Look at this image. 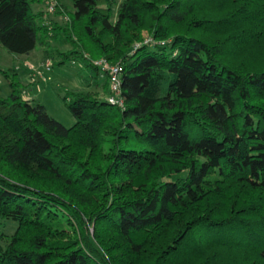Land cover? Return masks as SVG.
I'll return each mask as SVG.
<instances>
[{"label": "trees", "instance_id": "obj_1", "mask_svg": "<svg viewBox=\"0 0 264 264\" xmlns=\"http://www.w3.org/2000/svg\"><path fill=\"white\" fill-rule=\"evenodd\" d=\"M41 2L0 0V48L62 37L103 97L66 92L65 128L10 81L0 264H264V0H72L63 27Z\"/></svg>", "mask_w": 264, "mask_h": 264}, {"label": "rangeland", "instance_id": "obj_2", "mask_svg": "<svg viewBox=\"0 0 264 264\" xmlns=\"http://www.w3.org/2000/svg\"><path fill=\"white\" fill-rule=\"evenodd\" d=\"M110 1L112 2L110 22L114 23L119 5L123 0ZM62 3L63 8L60 12L47 15L44 19L48 21L52 18L51 23L63 27L73 9L72 0H62ZM37 5L38 3L31 5L33 12H36ZM70 48L71 46L64 42L62 37L47 40L46 47L37 46L28 55H11L0 48V99L9 97L11 94L10 81H13L18 84L24 100L43 106L47 115L63 127H72L74 119L63 101L66 92L88 91L97 97H103V93L100 88L94 86V82L97 81L98 83L100 81V75L98 74L95 80L94 72L84 66L83 62L74 60V62L68 61L63 64H56L57 53L68 52ZM44 50L48 51L50 57L45 61V63L49 62L50 69L48 71L43 70L42 66L45 63H41ZM30 65L42 73V77L36 79L33 83L31 72L27 68ZM16 227L17 223L14 221L0 220V235L12 236Z\"/></svg>", "mask_w": 264, "mask_h": 264}, {"label": "built area", "instance_id": "obj_3", "mask_svg": "<svg viewBox=\"0 0 264 264\" xmlns=\"http://www.w3.org/2000/svg\"><path fill=\"white\" fill-rule=\"evenodd\" d=\"M57 5V0H43V17L47 15H53L57 10ZM94 65L99 69L101 74L107 75L111 93V95L107 98L108 102L112 105L122 107V100L118 98L122 67L119 64L111 65L104 59L94 61ZM27 68L31 72L32 83L35 82L36 79L42 77L40 70L35 69L32 65L28 66ZM42 68L44 71H48L50 69L49 62L45 63Z\"/></svg>", "mask_w": 264, "mask_h": 264}, {"label": "crops", "instance_id": "obj_4", "mask_svg": "<svg viewBox=\"0 0 264 264\" xmlns=\"http://www.w3.org/2000/svg\"><path fill=\"white\" fill-rule=\"evenodd\" d=\"M58 2H59V4H60V6L63 8V3H62V0H58ZM37 10H36V12L35 13H38V12H44L43 11V2H41V3H38V5H37ZM44 18V17H43ZM47 18V17H46ZM52 19V18H51ZM51 19H49L48 21H50ZM40 63V62H39Z\"/></svg>", "mask_w": 264, "mask_h": 264}, {"label": "bare ground", "instance_id": "obj_5", "mask_svg": "<svg viewBox=\"0 0 264 264\" xmlns=\"http://www.w3.org/2000/svg\"><path fill=\"white\" fill-rule=\"evenodd\" d=\"M49 21H47V23H48ZM108 84V83H107ZM121 85V84H120ZM108 86V85H107ZM105 94V93H104ZM109 94V93H108ZM108 98V97H107ZM122 99V98H121ZM116 107V106H115Z\"/></svg>", "mask_w": 264, "mask_h": 264}]
</instances>
